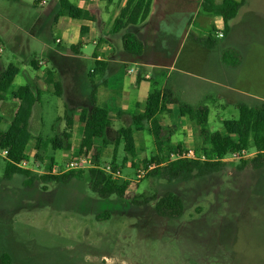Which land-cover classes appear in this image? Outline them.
Returning <instances> with one entry per match:
<instances>
[{
	"label": "rangeland",
	"instance_id": "rangeland-1",
	"mask_svg": "<svg viewBox=\"0 0 264 264\" xmlns=\"http://www.w3.org/2000/svg\"><path fill=\"white\" fill-rule=\"evenodd\" d=\"M69 1L75 5L79 2ZM124 2H85L88 9L105 22L100 25L97 39L101 37L102 40H98L100 48L96 52L103 60L112 55L108 60L113 64L125 54L120 33L111 31L112 17ZM198 2L153 0L150 18L130 28L144 45L142 55L130 57L148 63L149 51L157 47L163 57L160 61L166 66L169 67L176 58L177 68L198 73L199 56L204 48L194 41V37L211 35L218 46L232 41L240 53L250 59L255 57L257 78L263 81L264 0H245V6L232 24L231 33L224 38H215L216 31H222L220 18L203 12ZM113 5L114 10L110 12ZM110 14L107 20L105 16ZM192 18H196L194 23ZM65 22L70 24L68 17L60 13L58 0H44L43 4L39 0H0V70L8 64L19 68L12 81L13 91L30 86L33 81L42 85L40 101L35 104L29 122L32 135L35 130H39L42 137H51L62 131L64 121L61 118L73 109L72 105L66 109L63 97L53 94L52 86L45 80L41 82L47 70H51L54 80L60 82H63L61 76L64 75L69 86L74 85L82 96L90 88L87 73L93 65L94 47L90 43L76 53L80 45L77 39L83 35L72 25L67 33L63 28ZM102 30L107 31L108 36ZM72 45L76 47L75 51L71 50ZM62 53L66 56L55 59L54 54ZM32 59L38 62L39 69L30 66ZM39 61H45L46 65L39 64ZM126 66L133 70L138 67L133 60H129ZM138 68L150 70L147 66ZM61 69L62 75H59ZM171 74V78L176 76L174 72ZM187 79L199 81L183 75L182 81L186 85ZM176 101L170 115L178 124ZM0 106L4 110L1 116L8 121L14 114L17 101L7 96L0 101ZM40 119L41 125L38 123ZM182 124L184 130L172 135L174 147L178 144L182 148L200 150L202 143L197 127L187 118ZM130 125L131 120L126 118L107 129L109 144L102 150L100 166L110 165L115 130ZM5 127V123H0V130ZM209 128L214 131L222 126L211 124ZM166 132L164 129L163 135ZM144 135L136 142L135 162L138 167L131 164L132 159L126 155L123 142L116 147L115 159L120 171L117 179L137 183H130L123 197L102 198L83 178L68 184L34 181L31 185L25 183L22 175L4 180V164L0 157V256L7 253L10 264H264V167L238 168L241 161L250 158L247 157L225 161L219 172L178 183L147 177L146 174L140 177L141 160L155 152L152 137ZM79 138V133L73 134L68 150L48 148L47 155L59 164V168L63 167L76 155ZM32 145L30 141L25 151L28 167L34 166ZM36 162L41 171L49 168L44 167L47 163ZM166 190L181 198L183 211L179 218L157 215L155 201L141 204L132 201V196L140 202L153 195L158 199Z\"/></svg>",
	"mask_w": 264,
	"mask_h": 264
},
{
	"label": "trees",
	"instance_id": "trees-1",
	"mask_svg": "<svg viewBox=\"0 0 264 264\" xmlns=\"http://www.w3.org/2000/svg\"><path fill=\"white\" fill-rule=\"evenodd\" d=\"M17 2L19 0H6ZM111 2L112 0H106ZM153 0H125L119 9L117 16L111 24L112 33H120L123 51L127 54L140 56L144 51L142 40L131 31V27L144 22L151 11ZM245 0H200V8L203 12L213 14L220 18L223 33L228 32L230 21L237 15L240 7ZM60 13L72 20H91L95 19V14L91 9H86L73 4L69 0H58ZM86 32V27H80V35ZM194 41L205 48L211 49L215 46V39L212 36L206 38L194 37ZM81 44L79 45V47ZM78 47V48H79ZM76 50V47H72ZM237 56V53H234ZM233 57L231 64L238 60ZM224 59L229 60L228 53L223 55ZM30 66L37 70L38 62L30 60ZM106 67V63L94 61L93 73H101ZM19 72V68L13 64H8L0 70V100L9 96L10 99L17 101V106L12 118L6 123V127L0 130V150L5 151L3 160V179L10 180L14 175L25 177V183L31 185L34 181L42 183H61L68 184L74 179L83 178L89 184L93 192L102 198L110 196L123 197L130 183L136 182L119 181L112 175L106 173L98 167L86 170H70L62 174H38L17 166L25 157V151L30 141L33 145V158L35 161L47 163L50 169H58L59 164L47 155V149L68 150L70 148L71 134L68 129L72 126V115L66 114L61 119L65 123V128L60 134L52 137H42L37 135L32 137L29 131V122L33 106L40 101V90L26 86L22 91L11 89L12 81ZM53 88V94L61 96V83L53 79L51 71L48 72L46 81ZM175 99L174 93L168 88L162 90L152 87L149 91L143 110L139 113L130 115L132 127H122L116 131L113 140L114 147L110 166L112 169H119L116 164L115 151L120 142H123L127 156L132 159L133 167H138L135 162L136 150L134 132L148 127V134L153 139L155 152L148 158L141 160V167L147 169V177L162 179L169 183H178L193 178H200L219 172L225 162L222 161L227 155L241 150L255 151L254 155L246 161H241L238 168L251 167L261 169L264 167V103L256 106L239 104L237 106V116L232 119L224 120L220 130H210L208 123L209 109L205 105L190 106L177 101L178 113L181 117H187L198 130L202 146L195 153L204 156L200 159H171L170 154L174 150H182L181 145L172 149L169 145L170 140L163 135L164 124L161 121L162 115H169L172 112L171 105ZM76 122L81 128L78 151L75 155H83L91 152V157L95 165H99L102 150L109 144L106 138V131L111 125L109 110L105 106L96 103L94 90L89 95V105L80 107L77 111ZM135 204L155 201L154 210L157 215L166 218H179L182 215L183 204L181 198L170 190H166L156 199L155 195L137 201L132 196ZM0 264H10V256L2 253Z\"/></svg>",
	"mask_w": 264,
	"mask_h": 264
},
{
	"label": "crops",
	"instance_id": "crops-1",
	"mask_svg": "<svg viewBox=\"0 0 264 264\" xmlns=\"http://www.w3.org/2000/svg\"><path fill=\"white\" fill-rule=\"evenodd\" d=\"M85 2L86 0H79L77 5L79 7L88 9V7L85 5L86 4ZM199 3L200 0L198 2V5ZM122 6L123 4L121 5V7ZM244 6L245 5L243 4L240 7L237 15L230 21V28L228 32L223 33V31L220 30L216 31V32H222L223 34L222 38H224L226 34L231 33L232 24L234 20H236L238 14L240 13V11ZM110 10L111 9H109V11ZM113 10H114V5L110 12H112ZM118 12L119 9L116 12V14L112 17V19H114L117 16ZM152 12H153V7L151 6V11L148 18H150ZM110 16L111 14L108 17L105 16V18L108 20ZM194 20H196V18ZM194 20L192 18L191 22L194 23ZM68 21L70 22V24H68V22H65L63 25V28L67 31V33H68L69 25H72L74 28H79V30L81 26L86 27V32L83 34L82 37L80 36L77 39V41L80 42L81 46L79 47L76 53H79L81 49L86 48L88 44L91 43V45L94 47V51L91 55L94 65V61H96L95 56L97 54H100L97 53L100 48V46H98L99 44L98 40L101 39V37L97 39L100 34L99 32H101L100 25H102V23L105 22L101 21V18H97L96 15L93 21L77 20L79 22L76 24L73 23L72 19L70 18H68ZM104 31L105 30H102L103 33ZM104 34L105 36H108L107 31ZM93 40H96L98 44L93 45L92 43ZM72 47L73 45L71 46V50H74L72 49ZM202 47L204 48V51H202L199 56L198 73L197 72L195 73L192 70L186 71L184 69L177 68L175 66L176 58L173 59L169 67L166 66L164 62L160 61L161 59H163V57L161 55L162 53L160 49L157 47H153L151 51H149L150 56L148 59H146L148 63H143L138 59H134L130 57V54L124 52L125 54L122 55V58L119 61H117L115 64H113L110 60H108V58L112 56L110 55L105 60L103 59L100 60L101 62L106 63V67L103 69L101 73L99 72L93 73V75L90 77L88 74L89 72L91 73L93 72V65L90 68V70L92 71L89 70V72L87 73V75L89 76L88 82L90 88L89 91L85 92L83 96L81 94L82 92H80V90L77 89L74 85L69 86L66 79L63 78L64 75H62V69L59 70L60 71L59 75H62L61 79L63 80V82H60L58 80L55 81L61 83L62 86L61 96L65 100L64 107L68 110L70 109L69 105H72L73 107L72 110H69L70 115H72V121H73L71 128L68 129V131L71 134L70 139L72 138L73 134L81 133V128L76 122L77 111L80 107L85 108L89 105V95L92 90H94L97 105L105 106L109 110L111 124L120 123L126 118H129L131 120L130 115L141 112L143 110L146 97L153 86L160 90L164 88H168L174 93L176 99H178L179 102L181 103H185L190 106H200V105L207 106L209 109V114H208L209 125L211 124L221 125L224 120H227L225 118L226 116L235 118L237 116V106L239 104L256 106L261 103H264V80L259 81V79L257 78L255 57L253 59H250L247 56L240 53L236 44L232 41H229L223 44L222 46H218L215 43V46L211 49L205 48L204 46ZM225 53H228V55L230 56L229 60L223 58V55ZM234 53H237V56ZM54 55L56 56L55 59H60L66 56V54L63 53L60 55H56V54ZM235 56L238 58L237 59L238 61L233 65L231 64L230 60H233L232 58ZM129 60L135 61L138 67L147 66L150 68V70L141 71L140 68L138 67L135 70H133L130 67L126 66ZM39 64L46 65L45 61H39ZM166 69H168V71H166ZM49 71L51 70L46 71V77ZM170 72L171 73L174 72L176 76L171 78L172 74ZM183 75L190 78H196L199 81H191L187 79V85H186L185 82L182 81ZM46 77L45 75L42 77L41 80L42 83L44 82V80L46 81ZM33 83L34 84L30 85L31 88L33 89L38 88L42 91L41 88L42 85L40 83H39L40 85L36 81L35 82L33 81ZM25 87L26 86L20 87L18 91H22ZM176 99H174V102L171 105V107L175 106L174 103ZM81 102L83 105H80ZM3 111L4 110H2L0 106V123L6 124L9 120L7 121L5 117L3 118L1 116ZM178 117L179 118L176 119V122L178 124H175L171 120L170 114L161 116V121L163 122V124L165 126L166 125L168 126L164 128L165 131H167L166 135L164 136L170 140L169 145L172 149H175L178 146L177 144L176 147H174L173 144L175 142L172 139V135L176 133L179 134L180 129L184 130L183 127L184 124L182 123L184 122V118H187V117H181L179 113H178ZM34 121L35 119L32 120V123H34ZM38 123L39 125H41V119L39 120ZM130 127H132V125H130ZM64 128H65V123L63 130ZM120 128H117L115 131H117ZM51 130L53 129L51 128ZM59 132H61V130ZM59 132L57 134H60ZM144 134H148V127H144L142 130L134 132L133 136L135 140V150L138 149L136 142L139 141L142 137L144 138L145 136ZM37 135H40L39 130H35L34 135H32V137H35ZM32 153L34 154V152Z\"/></svg>",
	"mask_w": 264,
	"mask_h": 264
},
{
	"label": "built area",
	"instance_id": "built-area-1",
	"mask_svg": "<svg viewBox=\"0 0 264 264\" xmlns=\"http://www.w3.org/2000/svg\"><path fill=\"white\" fill-rule=\"evenodd\" d=\"M39 3L40 4H43L44 3V0H39ZM223 36L222 32H218L217 34H215V38H221ZM59 41V40H57ZM93 45H96L97 44V41L96 40H93L92 41ZM2 51V49L0 48V52ZM95 60L96 61H100L102 60V57L100 56V54H97L95 56ZM92 71V70H90ZM130 72V71H129ZM255 153V151H253L252 153H249L247 152V150H241V151H236V152H233L229 155H227L226 157H224L222 159V161H235V160H243V159H247V157H251L253 156ZM5 151L3 150H0V157L1 158H5ZM31 157H32V164H34L33 167H28V162L27 160L24 159L19 163L17 164V166L19 168H22V169H27V170H30L34 173H42V174H62L66 171H70V170H86V169H90V168H93V167H98L100 168L101 170L105 171L106 173L112 175V177L114 179H117L118 177H120V171L119 169H112V167L110 165H103V166H100V165H95V163L93 162V159L91 157V152H87L86 154H83V155H79V156H74V157H71L69 158L63 167L61 168H58V169H50L48 168L47 170H44V171H41L40 170V164L36 161H34V158H33V154L31 153ZM170 158L171 159H200V160H204V156L201 155V154H196L195 151L192 149V148H183L182 150H174L171 154H170ZM47 165H44V167H46ZM152 166H149L147 169H139L138 170V176L140 177H143L147 171L149 169H151Z\"/></svg>",
	"mask_w": 264,
	"mask_h": 264
}]
</instances>
